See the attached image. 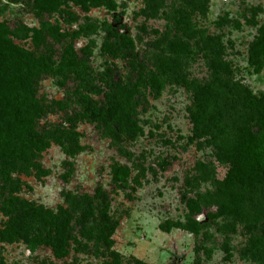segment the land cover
<instances>
[{
	"label": "rangeland",
	"instance_id": "374dc122",
	"mask_svg": "<svg viewBox=\"0 0 264 264\" xmlns=\"http://www.w3.org/2000/svg\"><path fill=\"white\" fill-rule=\"evenodd\" d=\"M86 4L59 0L48 14L21 15L13 38L36 52L31 66L44 73L32 90L51 100L44 114L30 116L32 142L9 172L19 181L14 196L26 209L67 218V255L55 258L32 228L27 240L0 238V264H98L114 252L121 264H264V186L240 190L247 209L240 217H221L196 234L185 229L188 199L214 204L224 196L228 165L215 150L236 129L255 128L257 115L244 102L264 93V68L256 74L249 63L250 46L264 36V0ZM19 7L8 5L0 19L15 20ZM49 23L59 34L42 54ZM68 51L81 61L76 87L66 86L72 63L61 60ZM139 78L135 107L124 116L115 98ZM205 89L212 92L206 115L219 121L197 135L188 111ZM27 94L12 93L8 101ZM9 218L0 213V230Z\"/></svg>",
	"mask_w": 264,
	"mask_h": 264
},
{
	"label": "trees",
	"instance_id": "16d2710c",
	"mask_svg": "<svg viewBox=\"0 0 264 264\" xmlns=\"http://www.w3.org/2000/svg\"><path fill=\"white\" fill-rule=\"evenodd\" d=\"M59 0H0V13L8 5H19L18 17L9 21L0 19V213L10 216L5 228L0 230V238L3 241L16 239L27 240L33 228V238L39 244H44L51 249L53 256L62 259L67 255L70 233L68 220L53 211L45 210L42 207L26 209L28 206L19 196H14L20 191L19 181L12 179L9 175L10 168L19 160L24 158L27 142H32V124L30 116L33 114H44L50 107V101L45 95H39L32 87L43 75L40 69L33 70L31 62L36 60L35 53L21 49L13 38L23 24L21 15L33 12L36 16L42 13L48 14L56 7ZM87 0H81V6L87 8ZM42 34L45 41L42 43V54L48 52V45L44 44L59 34L55 26L50 23ZM34 38H37V33ZM125 44L132 46L129 39H123ZM175 49L183 48V44L172 41ZM39 52V47H37ZM249 63L254 73L259 74L264 68V36L252 43L250 46ZM62 58V65L66 60L71 61L72 66L66 73V86L68 83L77 86L81 61H78L72 51L66 52ZM69 53V54H68ZM45 60H43L44 62ZM67 61V64H68ZM43 70L50 73L44 62ZM78 69V71H77ZM155 88L160 83L156 76L150 78ZM76 82V83H75ZM76 84V85H75ZM60 85H63L60 83ZM143 85L139 78L125 96H116L122 114L125 116L126 109L135 107L136 93ZM27 92L21 98L11 104L8 97L12 93ZM211 90H200L189 108L188 115L193 125V133L208 134L211 126L218 123L219 118L215 114L206 115L208 100ZM116 103L110 104L109 112L116 113ZM244 106L257 115L254 129H236L228 136L229 142L222 148L216 149L215 158L221 163H226L228 169L222 189L224 196L218 198L214 204L201 202L196 199H188L187 208L189 216L185 222V229L191 233H198L209 223L215 222L221 217H240L247 210L243 207L244 197L240 190H256L258 186H264V93L259 92L258 96L244 102ZM214 117H213V116ZM127 117V115H126ZM213 124V125H212ZM211 127V128H210ZM210 128V129H209ZM126 170L117 171V178L123 180ZM11 206L18 208L15 212ZM40 226H39V225ZM104 241L111 245V239L104 238ZM98 264H121L118 255L114 252L110 261Z\"/></svg>",
	"mask_w": 264,
	"mask_h": 264
}]
</instances>
